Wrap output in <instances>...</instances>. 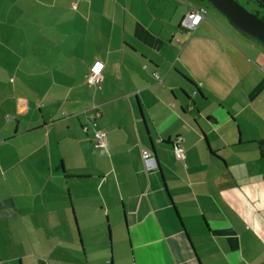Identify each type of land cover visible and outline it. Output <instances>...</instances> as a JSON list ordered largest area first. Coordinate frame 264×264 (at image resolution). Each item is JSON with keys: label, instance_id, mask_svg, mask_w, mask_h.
I'll return each instance as SVG.
<instances>
[{"label": "crops", "instance_id": "1", "mask_svg": "<svg viewBox=\"0 0 264 264\" xmlns=\"http://www.w3.org/2000/svg\"><path fill=\"white\" fill-rule=\"evenodd\" d=\"M0 264H264V47L201 0H0Z\"/></svg>", "mask_w": 264, "mask_h": 264}, {"label": "built area", "instance_id": "2", "mask_svg": "<svg viewBox=\"0 0 264 264\" xmlns=\"http://www.w3.org/2000/svg\"><path fill=\"white\" fill-rule=\"evenodd\" d=\"M205 10L201 7H190L188 12L185 14L184 18L180 22V28L186 32H192L196 29V27L200 24V22L204 19ZM103 64L99 61H95L92 66L88 70V74L86 76V81L91 86H97L101 83V72H102ZM152 77L158 81H160V77L157 74H152ZM83 131L86 132L87 128L84 126ZM105 135L102 133H95L93 136V140L95 142L96 147L103 146V140ZM182 139L180 137H176L172 141V149L173 155L176 160L184 163L185 152L183 148L180 146ZM141 156L145 167L151 169L152 167H147L149 161L152 160L151 153L148 150H143L141 152Z\"/></svg>", "mask_w": 264, "mask_h": 264}, {"label": "water", "instance_id": "3", "mask_svg": "<svg viewBox=\"0 0 264 264\" xmlns=\"http://www.w3.org/2000/svg\"><path fill=\"white\" fill-rule=\"evenodd\" d=\"M264 8V0H257ZM241 34L264 46V22L235 0H204Z\"/></svg>", "mask_w": 264, "mask_h": 264}, {"label": "rangeland", "instance_id": "4", "mask_svg": "<svg viewBox=\"0 0 264 264\" xmlns=\"http://www.w3.org/2000/svg\"><path fill=\"white\" fill-rule=\"evenodd\" d=\"M235 1H237L239 4H241L246 10H248L249 12L251 11V12H253L254 11V7L252 6V4L249 2H247V1H245V0H235ZM204 3V6L207 8V9H209V10H211V11H213V12H217L214 8H212L209 4H207L206 2H203ZM218 13V12H217ZM219 15H221L220 13H218ZM222 16V15H221ZM222 18H224L225 19V17H223L222 16ZM225 21H227L226 19H225ZM228 22V21H227ZM229 23V22H228ZM230 24V23H229ZM231 28H233L232 26H231ZM233 30H235V32H237L240 36H243L246 40H249V41H251L253 44H255L256 46H260V47H264V46H262L261 44H259L258 42H256L255 40H253V39H251V38H249V37H247V36H245V35H243V34H241L238 30H236V29H234L233 28Z\"/></svg>", "mask_w": 264, "mask_h": 264}, {"label": "trees", "instance_id": "5", "mask_svg": "<svg viewBox=\"0 0 264 264\" xmlns=\"http://www.w3.org/2000/svg\"><path fill=\"white\" fill-rule=\"evenodd\" d=\"M204 2V0H201ZM248 3L250 2L252 4V6L254 7V11L251 12L255 17H257L258 19H260L262 22H264V8L263 6L260 4V2H258L257 0H245Z\"/></svg>", "mask_w": 264, "mask_h": 264}, {"label": "flooded vegetation", "instance_id": "6", "mask_svg": "<svg viewBox=\"0 0 264 264\" xmlns=\"http://www.w3.org/2000/svg\"><path fill=\"white\" fill-rule=\"evenodd\" d=\"M251 13V12H250Z\"/></svg>", "mask_w": 264, "mask_h": 264}]
</instances>
